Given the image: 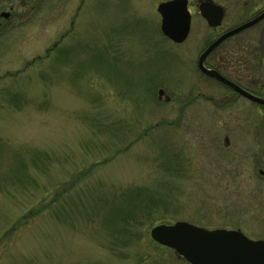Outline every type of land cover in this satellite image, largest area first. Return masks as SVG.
<instances>
[{
	"label": "rangeland",
	"instance_id": "obj_1",
	"mask_svg": "<svg viewBox=\"0 0 264 264\" xmlns=\"http://www.w3.org/2000/svg\"><path fill=\"white\" fill-rule=\"evenodd\" d=\"M167 1L0 0V264H186L155 223L264 240V110L214 107L197 60L216 34L189 0L187 40L164 37ZM214 2L224 27L264 9Z\"/></svg>",
	"mask_w": 264,
	"mask_h": 264
},
{
	"label": "water",
	"instance_id": "obj_2",
	"mask_svg": "<svg viewBox=\"0 0 264 264\" xmlns=\"http://www.w3.org/2000/svg\"><path fill=\"white\" fill-rule=\"evenodd\" d=\"M157 13L161 17V32L164 37L175 44H182L189 36L191 29V14L188 10V0H171L160 3ZM200 16L206 25L215 29L221 25L223 9L211 2L198 6ZM4 18L8 14L2 15ZM264 12L256 19L233 29L212 42L199 56L198 69L208 77L242 93L251 101L264 105V100L241 92L228 83L216 71L205 68L204 62L216 47L228 38L240 33L262 21ZM160 96L163 91L159 92ZM151 241L160 247L174 251L175 255L187 264H264V240H250L241 232L234 230H207L186 222H176L171 225L160 224L149 231Z\"/></svg>",
	"mask_w": 264,
	"mask_h": 264
},
{
	"label": "flooded vegetation",
	"instance_id": "obj_3",
	"mask_svg": "<svg viewBox=\"0 0 264 264\" xmlns=\"http://www.w3.org/2000/svg\"><path fill=\"white\" fill-rule=\"evenodd\" d=\"M196 1L197 7L202 3L211 1L216 4L214 0ZM216 5L221 6L220 4ZM221 7L223 8L224 13H226L225 7ZM263 12L264 9L260 11L256 10L255 12L253 8L252 13L250 14V18L247 19L246 22L233 27L223 26L225 19L224 14L221 25L216 29H212L216 34L213 40L216 38L218 39L227 32L256 19ZM262 23H264V19L262 21H259L258 23L256 22V24L252 27H249L248 29L238 34L236 33V35L225 40L221 45H219V47H216V49L209 56H207V58L205 59V67L207 69L216 71L217 74L220 75V77L238 88L241 92L264 100V55H260L259 53L264 52V31H261L259 40L247 41L241 39L242 34H245L246 32L259 27ZM225 44L231 45L230 50L225 53L227 55H217L219 53V50L222 48L221 46ZM208 45H206V47ZM212 80L216 85H219V88H223L225 91L224 94H219V96L215 95L212 98L213 105L217 110H219L221 107H240L241 109L246 111L247 109H251L252 106H257L258 108L264 110V105L251 101L239 91H236L235 89L229 87V85L223 84L215 79ZM219 88L218 90H216L217 92H219ZM170 100V98H167L165 102L168 103L170 102ZM219 126L222 128L224 124H219ZM261 155L262 157H264V149ZM252 157L253 155L251 156V158ZM258 172L259 178L262 179L264 176V172L262 170H258Z\"/></svg>",
	"mask_w": 264,
	"mask_h": 264
},
{
	"label": "trees",
	"instance_id": "obj_4",
	"mask_svg": "<svg viewBox=\"0 0 264 264\" xmlns=\"http://www.w3.org/2000/svg\"><path fill=\"white\" fill-rule=\"evenodd\" d=\"M211 43V41L209 42V43H207V45L208 44H210ZM260 53V55H264V52H259ZM133 191H131V190H129V191H127V193L129 194V193H131V195L129 196V197H132V198H135V200L133 201V203L135 204V203H137V200H138V198H139V195H137V194H134V193H132ZM149 201H151L150 202V204H152L153 203V200H149ZM114 204H116V203H114L113 202V205H111L110 206V210H113V206H114ZM144 209V208H143ZM132 212H134V208H132L131 209V213ZM131 213H130V215L128 216V218H124V219H122V218H120V220H119V222H117V223H120L117 227L116 226H114V229H109V231H113V232H116V231H118V233H120V234H124V241H126L127 240V237H129V234H130V231H129V228H132L133 227V225H131V224H134V222H138L139 220H140V218H141V215H140V211H138V210H136V213L137 214H134V213H132L133 215H131ZM143 214V213H142ZM114 216V215H113ZM118 216V215H117ZM116 216V217H117ZM123 216V215H122ZM112 221H109L108 223H111ZM156 224V223H155ZM154 224V225H155ZM169 224V223H168ZM144 230L146 231V228H144ZM108 231V232H109ZM130 238H131V236H130ZM140 240V239H139ZM150 242V241H149ZM151 246L153 247L154 246V248L156 247V248H160V249H162V250H165V251H169V250H167V249H164V248H161V247H158V246H156L155 245V243H152L151 244ZM150 255V252L149 251H143L139 256H138V263L140 262V264H141V261H143V259H145L146 257H148Z\"/></svg>",
	"mask_w": 264,
	"mask_h": 264
}]
</instances>
